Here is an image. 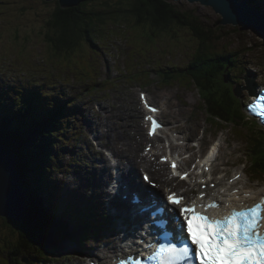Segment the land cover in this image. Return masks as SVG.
<instances>
[{"label": "rangeland", "instance_id": "rangeland-1", "mask_svg": "<svg viewBox=\"0 0 264 264\" xmlns=\"http://www.w3.org/2000/svg\"><path fill=\"white\" fill-rule=\"evenodd\" d=\"M95 1L101 3L105 0ZM107 1L109 3L115 2L114 0ZM258 1L264 3V0ZM173 2L185 13L189 14L192 12L193 15L197 16L203 29L209 28L212 30L210 38L212 45L201 47L197 36L198 31L192 29L189 24L170 22L163 27L166 29L165 31H158L154 27L152 19L145 18L143 25H140V21L137 23L134 16L130 14L123 15L120 19L128 27L120 32L115 31L114 34H108L105 36L106 39L100 38L95 42L96 45L101 49H105V51L97 53L99 59L96 64L95 74H92L95 80H99L98 86L107 77L114 79L121 77L120 82H113V87L111 88L97 87L98 89L93 92H82V89L76 85L84 84L86 86L87 82L80 83L79 80L75 82L64 80L68 83L64 84L58 79L51 78V75L58 77L62 74L61 71L46 69V61H49L51 66L56 69L66 66L61 60L62 58L51 59L49 46L45 40L47 20L57 6L56 0H0V86L7 88V84L15 83L13 84L15 88L10 89V93L16 95V99H21L24 96V89L26 87L29 89L32 82H48L49 89L69 92L74 95L72 97H75L77 93H82L81 97L74 102L76 106L81 107V111L77 118L72 119L78 129H84V136L80 137L82 142L80 145L78 144V147L82 146V148L85 147L87 137H91L89 131L93 129L88 123L89 115L86 110L88 101L94 102L101 99L108 105L122 108H128L137 102L142 109L140 92L145 91L149 93L152 102L163 106L162 117L169 124L168 136L171 131L178 130L180 134L185 135L181 137H199L201 145L195 152H198L199 148L207 151L213 138L223 137L225 144L216 161V167L217 169L226 168L224 172H231L235 166L232 165L233 162H230V164L227 162L239 159L241 156L245 157V154H241L240 150L233 148V145L238 142L230 144L226 133L220 132L216 135L218 131L207 122L208 112L204 108L203 95L194 85V77H189L186 74L178 75L177 70L186 64L196 62L200 55L203 56V61H209L215 53H222L227 56L230 55L233 62L235 61V65L240 68L235 67L233 71H225L223 74H218L217 81L216 79L213 81L216 86L221 76L227 78L228 75L230 76V82L235 80L240 81L242 85H246L244 77L249 75V73L254 76L253 83L260 85V82L264 81L263 37L260 33L251 29L244 30L240 26L233 24L222 25L220 23L222 15L211 6L200 1L175 0ZM106 21L113 24L115 20L107 18ZM105 31L108 30L106 29ZM90 33L91 35L94 34L92 29ZM93 39L95 41V38ZM250 41L253 42V47ZM84 45L90 46V43L85 41ZM145 49L147 51H144ZM85 53V51L81 52V54ZM82 58L86 59L88 57L84 55ZM173 65L176 66L172 70L171 74L173 76L171 77H164L155 70L156 68ZM145 69L148 71H145ZM245 69L246 73L242 74ZM99 70L101 73L100 76H97L96 73ZM132 73L136 78L132 77ZM122 74L124 75L123 78ZM49 75L50 77L44 78V76ZM238 90L240 96L235 97V102L240 109L239 116L243 117L241 109H243V104L249 93L245 88ZM228 92L233 94L231 86H229ZM104 93L107 94L106 100L100 96ZM229 93L220 100L218 105L232 107L235 110ZM132 101H134L133 104ZM4 105V97H2L1 93L0 115ZM92 105L94 112H98L101 109V103L99 102H94ZM7 106L9 107L10 104ZM205 107L209 108V104L205 103ZM221 112L224 111L221 109ZM126 115L128 116L129 114L126 113ZM143 115L144 110L139 113L133 108V115L129 118L126 128L123 127L122 129H126L128 132L131 129L132 134H134L132 127L137 129L140 125H143ZM123 120L124 118L121 119V121ZM246 120L249 121L247 126L243 120V123L241 122V124L236 126L225 124L223 126L226 128V132L229 131L231 138L246 137L247 139V137H258L263 134L264 129L258 128L260 124L256 119L249 120L246 118ZM121 121L115 120L118 124ZM249 128L252 129L249 130ZM134 137H140V134L136 131ZM142 143L144 141L141 142V145ZM76 144V141L73 140L71 145ZM132 145L133 143H130L129 146H120L123 149L132 151L130 148ZM84 151H87L86 148H84ZM87 155L89 157V154ZM87 166L90 167L89 165ZM81 174L78 173L77 175L80 177ZM230 175H233V173H230ZM62 179L63 181H69L71 177L67 175V177ZM86 180V178L83 179L81 183ZM92 182H94L93 178ZM78 186H80V181L73 187ZM84 189H87V187H84ZM259 190L264 191V188ZM63 203L65 206L62 207V212L68 207L65 201ZM9 235V231L4 229V222L0 218V259H2L0 264H7L3 261V258L11 256L8 253V248H5V241H7ZM91 242L85 241V246L94 247ZM94 243L96 244L95 247H97L98 242ZM62 248L63 252L56 250L49 253L53 264H79L80 260L78 258H84L87 250L80 251V249H76L73 253L74 256H71L72 250L67 247L66 243H62Z\"/></svg>", "mask_w": 264, "mask_h": 264}, {"label": "trees", "instance_id": "trees-1", "mask_svg": "<svg viewBox=\"0 0 264 264\" xmlns=\"http://www.w3.org/2000/svg\"><path fill=\"white\" fill-rule=\"evenodd\" d=\"M114 1V3H109L107 0L95 3L94 0H84L75 7H62L58 1L56 8L53 9L50 18L47 20V32L45 34L51 59L62 58L67 62H74L75 56H78V51L84 50L85 41L90 43L93 38H98L100 34L98 33L99 27L101 28L107 22V18L117 20L126 14L134 16L138 21H142L145 18L152 19L159 26H165L170 22L189 24L192 29L198 31L197 36L199 37L201 47L212 45L210 42L212 30L209 28L203 29L197 16L193 15L192 12L189 14L185 13L172 2L166 0ZM121 24H124V22L122 21ZM91 29L94 32L93 35L90 33ZM96 47L101 51L99 46ZM211 58L212 60H216L213 56ZM224 58L231 62L229 56H224ZM80 59H82L81 54L78 61ZM201 59H203V56L200 55L197 62ZM209 62L205 60L201 64L206 68ZM46 63L51 64L49 61H46ZM96 64V57H92L89 62H86L87 70L83 69V72L88 78L91 77V71L96 68ZM192 66L195 67L197 65L193 64ZM193 67H190L189 73L200 87L203 98L209 102V113L224 122H235L232 118L223 116L219 112L220 107L218 104L222 99V92L224 90L219 95H216V90L212 88V78L209 68L207 69V73H204L202 68L195 69ZM108 84L112 85L111 82ZM206 91L209 94H206ZM33 100V94L30 93L27 102L18 106L15 105L12 109L10 107V113L15 118L5 116L0 121V139L9 142L14 151L20 156L18 168L22 178L24 175L22 186L26 195L28 193L27 202L29 204L24 215V222L8 217L4 219L9 222L10 226V246L14 247L15 244L17 246L20 245L23 252L30 255L29 264H35V262L42 264L50 260L49 253L51 251L58 250L63 252V248L60 244L59 247L50 249L41 241L39 235L44 234L47 230H52L54 225H57L66 237L68 231L65 228V222L51 213L43 195L40 193V182L46 186H51L48 165L51 161L52 150L58 144L59 137H48V129L52 128V124L45 128L42 127L44 115L36 116V114H33ZM40 104L42 105L43 103ZM15 110L17 111L16 114L14 113ZM54 111L59 112L60 107L55 108ZM64 116L65 113H62L57 118L62 122ZM36 128L42 129L38 130ZM41 156L42 159L40 160ZM254 173L258 176L264 175L263 171H255ZM30 174L31 176H29ZM41 208H43L42 210L48 215L54 225L45 221L44 213H39ZM72 219L74 218L72 217Z\"/></svg>", "mask_w": 264, "mask_h": 264}, {"label": "snow or ice", "instance_id": "snow-or-ice-1", "mask_svg": "<svg viewBox=\"0 0 264 264\" xmlns=\"http://www.w3.org/2000/svg\"><path fill=\"white\" fill-rule=\"evenodd\" d=\"M238 2L224 0L223 10L232 12ZM145 106L148 107L147 104ZM249 107L264 118V96ZM156 111L155 107L149 108V112ZM145 120L151 123L150 136L162 126L151 115ZM171 167L175 170L177 164L172 162ZM187 176L185 172L180 178ZM3 178L0 154V193L3 191ZM143 180L156 187L148 174L143 175ZM231 196L240 199L239 189L233 190L229 200L223 204H199L182 193L170 191L163 201L164 206L159 209L168 217L160 222V227L165 230L147 242L146 246L152 249L147 259L153 264H264V194L245 191L239 204L231 203ZM168 205L179 206V210ZM116 264H142V260L130 252L127 256L118 257Z\"/></svg>", "mask_w": 264, "mask_h": 264}, {"label": "bare ground", "instance_id": "bare-ground-1", "mask_svg": "<svg viewBox=\"0 0 264 264\" xmlns=\"http://www.w3.org/2000/svg\"><path fill=\"white\" fill-rule=\"evenodd\" d=\"M253 5L256 7L257 4L259 3V1L257 0H253ZM262 6H264V3H262ZM260 32V31H259ZM262 34V32H260ZM55 92V100L57 101L59 99V95L57 94V90L54 89ZM255 94V93H254ZM58 95V96H57ZM74 96V95H72ZM134 103V101H132V104ZM11 105L8 107L10 108ZM86 107L91 111L93 117L95 118L96 121H93V124L95 125V127H97V131L100 135V137L97 140H105L104 142V147L107 148L109 150V152H104L102 149L98 148L96 150H92V146L96 145V142H93V140L87 138L86 139V143L88 144L87 148L89 149V154H91L92 157H98V158H103L104 160V164L102 166L101 169H97L95 168V172L98 171V176L97 179L94 180V182H92V180H90V169L89 167L86 166H79L78 163L76 164L78 167H80L82 169V171H80L78 168L75 169V174L77 175L78 173H83L84 171H87L88 175L86 177V179L88 180L89 184L93 185L95 188V193L93 194V197H95L96 199L104 196L107 198V203H109V205H113V207H120V208H124V204L122 203L124 201H121L124 197H126L129 193L130 190H133L132 187H123L120 184L119 181V176L122 175V177H124V179L128 180L127 182H132L133 178H136L137 172L139 170V166L137 165L134 155L132 154V152H128L125 151L124 149L120 150L119 149V145L125 141V144H129L131 143V139H134V135L129 131H127L126 129H122L123 127L125 128V126L127 125L128 119L129 117H131L133 115V108L135 110H137L139 113L142 111V109L139 107V104L137 102L134 103V105L129 106L128 108H122V107H117L114 106V108L112 110H108L106 108V106H102L103 109L101 108L99 112H94L93 111V105L90 101L87 102ZM125 109V110H124ZM2 111L3 108H2ZM106 112V114H105ZM129 114L128 116L126 115ZM117 118H124V122H120L121 125L116 124V126L114 125V120ZM94 127V126H93ZM131 130V129H130ZM137 132L140 134V137H145L144 136V132H143V127L140 125L137 129ZM182 136H185L183 134H181ZM181 135L178 132L173 133L172 138H168V146L165 148V153L166 152H170L173 155L174 152V147H175V141L176 140H180L183 142L184 145H189L191 143H198L199 139L197 137H181ZM137 137V138H140ZM221 146H222V141H218L216 143H214V145L211 148V151H209V153L207 154L208 157H205L203 155L200 156V160L199 162H197V166H209L208 164H212L213 162V158L216 155V152L221 150ZM192 150V147H190ZM234 148V147H233ZM235 149V148H234ZM236 149H242V144L237 146ZM194 151V150H192ZM213 152V155L209 157V155H211V153ZM108 154H113L114 156H116L118 158V165H116L114 167V171L116 176L113 174V169L112 166L110 165V158ZM217 160V159H216ZM216 162V161H215ZM204 163V164H202ZM94 164V163H93ZM182 166L185 167V161L183 159V162L181 163ZM95 165V164H94ZM214 167H215V163H214ZM19 170V168H18ZM237 172H242V171H237ZM55 173L57 175H61V171L59 168H57L55 170ZM215 173V172H214ZM216 174V178L218 180H220V185L218 186V188L210 190V194H216L217 192H219L224 186L227 185L226 183V178L224 176L223 173L220 174ZM20 177H22V175L19 172ZM111 175V179L114 182L116 179V183L117 185H113L112 188H109L108 186V178ZM246 179H249V175L248 174H243L241 176V179L239 182H237L234 187H239V193L240 195H242L245 191L251 190L254 193L260 194L261 191L257 188H252L250 186L247 185L246 183ZM138 180V179H137ZM72 181L69 179V182ZM229 182V181H228ZM235 182V181H234ZM120 184V186H119ZM119 186V187H118ZM230 188V189H233ZM77 189V187H73V191H75ZM143 191H146V188H142ZM159 194V191H156ZM187 197H190L188 194H185ZM76 198V197H75ZM41 213H44L43 210H40ZM86 219V218H85ZM96 226H100V225H96ZM49 241L55 242L53 239H49ZM110 243H113V246L109 247L112 248L113 251H109L108 254L104 257L98 255V254H92V258L91 260H95L96 262H98V264H110L113 261L114 257H118L120 252H123V247L122 245H120V243H118L117 240H109ZM106 243L101 245L100 247H105ZM110 253H112V255H110ZM80 259V258H79ZM83 262V264H86V261H82L80 259V263Z\"/></svg>", "mask_w": 264, "mask_h": 264}, {"label": "water", "instance_id": "water-1", "mask_svg": "<svg viewBox=\"0 0 264 264\" xmlns=\"http://www.w3.org/2000/svg\"><path fill=\"white\" fill-rule=\"evenodd\" d=\"M62 7L77 6L84 0H59ZM173 2L175 0H166ZM191 2L200 1L203 4L211 6L216 12L222 15L221 24L242 25L244 30L253 29L262 32L264 37V14L260 16L249 8L246 3L238 2L233 11L226 13L223 10L224 0H189ZM246 2V1H245ZM249 4V1H248ZM259 32V33H260ZM0 154L3 158V191L0 193V217H11L14 220L24 218L27 210L25 194L20 183L18 170L19 154L14 151L12 145L0 139ZM49 235H41L40 239L50 248L56 246V242L49 241Z\"/></svg>", "mask_w": 264, "mask_h": 264}, {"label": "clouds", "instance_id": "clouds-1", "mask_svg": "<svg viewBox=\"0 0 264 264\" xmlns=\"http://www.w3.org/2000/svg\"><path fill=\"white\" fill-rule=\"evenodd\" d=\"M48 1H52V0H48ZM59 1V0H58ZM57 0H56V2H58ZM60 2V1H59ZM94 2L95 3H97V1H95L94 0ZM72 7H75V6H72ZM113 20V19H112ZM118 23H119V25H118ZM120 23H121V20H120V18L119 19H117V20H115L114 21V23L113 24H110L109 22H106V23H104L102 26H101V28L102 27H104V29L106 30H108L109 29V31L113 34V32H112V29L114 28V27H121V25H120ZM221 23V22H220ZM100 27H99V30L101 29ZM98 34V33H97ZM98 39V38H97ZM20 157V156H19ZM28 166H29V164H28ZM28 166H27V168H28ZM23 179H24V175H23V178L22 177H20V183H21V187H22V190H23V192H24V189H23V186H22V181H23ZM26 179H27V176H26ZM24 194H25V199H26V202H27V196H28V193H27V195H26V193L24 192ZM28 202H27V209H28ZM40 210H42V209H40ZM41 213V212H40ZM44 215V214H43ZM0 218H2V221L4 222V229H6V230H8L9 231V234H10V226H9V222H7L6 221V219H4V218H6V217H0ZM8 218H10V219H12L11 217H8ZM24 219V218H23ZM23 219H21V220H16V221H22V222H24V220ZM14 220V219H13ZM40 236L41 235H39V238H40ZM10 241H11V239L9 238V236H8V239H7V241H5V248H8V253L11 255V256H9V257H6V258H3V261H5L7 264H29V259H30V255H28L26 252H23V249L21 248V246L19 245V246H17L16 244H15V246L14 247H11L10 246ZM46 244V243H45ZM47 245V244H46ZM0 247H1V245H0ZM11 247V248H10ZM47 247H49V246H47ZM50 248V247H49ZM19 249V251H17ZM50 249H54V247L53 248H50ZM29 256V257H28ZM50 258H51V256H50ZM0 261H2V259H0Z\"/></svg>", "mask_w": 264, "mask_h": 264}]
</instances>
